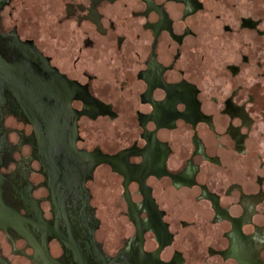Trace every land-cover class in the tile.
<instances>
[{"label":"flooded vegetation","instance_id":"obj_1","mask_svg":"<svg viewBox=\"0 0 264 264\" xmlns=\"http://www.w3.org/2000/svg\"><path fill=\"white\" fill-rule=\"evenodd\" d=\"M236 9L0 0V264H264L263 20Z\"/></svg>","mask_w":264,"mask_h":264},{"label":"rangeland","instance_id":"obj_2","mask_svg":"<svg viewBox=\"0 0 264 264\" xmlns=\"http://www.w3.org/2000/svg\"><path fill=\"white\" fill-rule=\"evenodd\" d=\"M239 14H247L254 19H262L261 29L264 30V0H237V9ZM261 60L264 64V37L254 36L253 40V61H254V76L260 71L257 70L256 62ZM264 86V78L261 79ZM260 131H262V140L264 141V116L259 121ZM264 153V142L261 149Z\"/></svg>","mask_w":264,"mask_h":264},{"label":"water","instance_id":"obj_3","mask_svg":"<svg viewBox=\"0 0 264 264\" xmlns=\"http://www.w3.org/2000/svg\"><path fill=\"white\" fill-rule=\"evenodd\" d=\"M253 28H256L259 24L256 20H248ZM105 160V159H104ZM20 219V215L16 213L12 208L7 206L2 200L1 192V173H0V227H5L7 225L15 226Z\"/></svg>","mask_w":264,"mask_h":264}]
</instances>
